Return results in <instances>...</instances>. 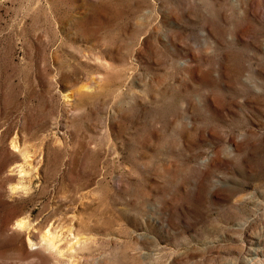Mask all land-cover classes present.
<instances>
[{"label": "rangeland", "instance_id": "1", "mask_svg": "<svg viewBox=\"0 0 264 264\" xmlns=\"http://www.w3.org/2000/svg\"><path fill=\"white\" fill-rule=\"evenodd\" d=\"M0 264H264V0H0Z\"/></svg>", "mask_w": 264, "mask_h": 264}, {"label": "bare ground", "instance_id": "2", "mask_svg": "<svg viewBox=\"0 0 264 264\" xmlns=\"http://www.w3.org/2000/svg\"><path fill=\"white\" fill-rule=\"evenodd\" d=\"M47 242V246H53V244L52 243H49L48 242V240L46 241ZM34 244V243H33ZM254 254H256V252L255 251H252Z\"/></svg>", "mask_w": 264, "mask_h": 264}]
</instances>
